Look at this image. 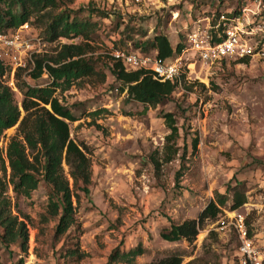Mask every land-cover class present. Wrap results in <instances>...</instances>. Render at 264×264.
I'll return each mask as SVG.
<instances>
[{
  "label": "rangeland",
  "instance_id": "1",
  "mask_svg": "<svg viewBox=\"0 0 264 264\" xmlns=\"http://www.w3.org/2000/svg\"><path fill=\"white\" fill-rule=\"evenodd\" d=\"M240 2L74 0L70 5L73 10L93 5L110 14L93 16L99 27L90 54L101 56L99 73L57 91L79 118L70 123L71 136L87 147L92 169L90 194L78 191L79 201L74 198L76 223L57 235L59 218L51 215L46 183L42 180L31 196H18L8 184L7 147L13 137L21 140L23 135L19 123L7 129L0 140V165L6 167L1 177L8 184L0 194V264H106L114 249L128 251L139 243L146 252L132 264L150 263L173 253L182 255V264H240L236 233L218 229V222L231 211L228 206L217 219L206 221L193 242H170L161 236L172 221L197 218L216 192H226L227 185L236 180L247 186L248 202L239 209L264 251V37L260 38L263 52L249 56L247 62L230 59L212 69L198 65L173 97L157 107L146 108L129 100L109 67L113 48L140 50L127 37L128 24L136 29L129 30L135 40L161 33L173 46L180 41L188 44L187 34L195 21L201 19L206 26L209 14L236 8ZM0 7L4 9L6 2L0 0ZM47 23L46 17L34 16L19 28L6 31L21 35L16 45L0 42V60L5 66L2 79L14 90L22 116L24 94L19 86L51 82L46 71L37 79L30 75L35 56L53 57L63 43L80 41L64 37L48 40ZM143 31L145 36L139 34ZM162 112L175 115L180 156L157 172L150 155L161 153L169 133ZM196 137L198 150L193 148ZM27 151L35 162L32 151ZM64 167L69 175L68 166ZM5 216L18 219L16 237L7 240L2 237ZM26 232L23 247L21 234Z\"/></svg>",
  "mask_w": 264,
  "mask_h": 264
},
{
  "label": "trees",
  "instance_id": "2",
  "mask_svg": "<svg viewBox=\"0 0 264 264\" xmlns=\"http://www.w3.org/2000/svg\"><path fill=\"white\" fill-rule=\"evenodd\" d=\"M1 1L6 2L4 9L0 7L1 33L19 28L30 22L34 16H42L46 17L48 21L45 28V36L48 40L55 41L62 37L80 40L79 42L63 43L56 56L49 58L35 56L34 69L30 75L37 79L46 71L51 82L44 86L30 84L19 86L24 94L22 107L25 114L23 116L14 90L2 79L5 74V66L0 60V140L7 129L18 123L19 130L23 135L21 140L13 137L7 147L6 154L11 168V180L8 184L13 186V190L18 196H31L43 180L49 189L48 205L51 215L59 218L56 233L63 235L76 223L74 198L76 197L79 201L78 191H82L86 196L90 194L92 169L87 147L79 144L71 136L70 123L79 118L57 96V91L58 89L67 90L77 80L99 73L101 56L90 54L93 51L91 42L96 38L99 27V22L93 20V16L99 14L109 17L110 14L105 11H97L93 5L73 10L70 5L74 0ZM240 1L242 2L236 8L219 9L214 14H209L213 25L217 23L223 13L229 16L237 15L247 0ZM84 11L88 12L86 16H82ZM126 27L128 28L127 37L134 41L136 48L140 49L138 52L142 54L156 51L158 56L169 60L180 54L188 45L186 42L180 41L176 46H173L168 36L161 33L144 41L143 38L135 40L131 36L132 33L129 32V30L135 32V27H129V24ZM139 34L145 36L146 31ZM213 34L217 39L216 33ZM125 42L126 39L121 40V43ZM120 48L124 47L120 46ZM124 49L130 50L128 47ZM110 57L112 62L109 67L121 85L120 91L126 92L129 100L140 102L146 108L157 107L172 98L186 80V74L183 73L180 78L161 81L149 71L141 68L128 69L122 60ZM248 60L249 57L239 59L241 62ZM225 62L227 60H224L222 64ZM162 116L169 133L165 137L161 153L158 151L150 155V161L157 172L161 170L163 164L171 163L180 156L178 145L180 128L175 115L173 112H162ZM198 145L199 139L196 137L193 140L194 150H198ZM28 149L34 154L35 162L30 160ZM64 164L69 168V175L65 172ZM3 171L6 172V167L3 168L0 165V194L5 191L6 185H8L4 184L1 177ZM179 177L180 172L177 174L178 179ZM247 191L245 182L240 180H236L234 184L230 182L226 192H216L215 197L197 218H189L182 222L172 221L170 227L161 233L162 238L170 242L195 241L206 221L217 219L223 207L228 206L230 210H236L245 205L248 202ZM17 221L16 217L5 216L2 219L5 224L3 240H7L8 237H16ZM21 227V232H24L23 230H26L24 222L21 223ZM21 236H24L21 241V245L24 247L28 233L21 234ZM145 252L146 248L143 243H139L128 251L118 247L112 251L106 264H132L131 262ZM182 263V255L173 253L142 264Z\"/></svg>",
  "mask_w": 264,
  "mask_h": 264
},
{
  "label": "built area",
  "instance_id": "3",
  "mask_svg": "<svg viewBox=\"0 0 264 264\" xmlns=\"http://www.w3.org/2000/svg\"><path fill=\"white\" fill-rule=\"evenodd\" d=\"M205 19L206 26L202 25L201 19L195 21L187 34L188 45L172 59H163L156 51L142 54L120 47L113 48L110 55L122 60L128 69L141 68L151 72L156 79L166 81L180 78L183 73L189 78L187 74L196 71L198 65L212 69L221 65L224 60H239L263 52L260 48V38L264 37L262 0H247L237 15L223 13L215 25L211 17L207 16ZM20 38L19 33L8 35L0 32V42L7 45H16ZM227 215L218 222V229H229L236 233L240 264H263L264 251L250 234L245 214L236 209L227 211Z\"/></svg>",
  "mask_w": 264,
  "mask_h": 264
}]
</instances>
